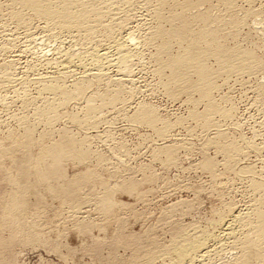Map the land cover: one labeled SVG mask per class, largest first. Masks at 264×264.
Masks as SVG:
<instances>
[{
  "label": "rangeland",
  "instance_id": "rangeland-1",
  "mask_svg": "<svg viewBox=\"0 0 264 264\" xmlns=\"http://www.w3.org/2000/svg\"><path fill=\"white\" fill-rule=\"evenodd\" d=\"M140 1L130 9L134 19L119 34L125 38L131 28L132 35L137 34L133 43L140 57L132 66L135 81L132 89L128 88L131 93L122 97V103L96 100L94 107L98 111L94 116H87L82 109L84 101L78 103L76 99L58 110L55 121L37 118L35 110L43 101L37 95L38 84L30 80L42 74L57 76L50 65L55 58L52 44L38 45L36 53L24 49L20 30L22 34L17 31L18 39L14 41L18 48L12 42L14 47L10 48V44L7 52L0 53V67L12 63L15 79L24 77L29 83L5 84L6 90L0 91V146L7 153L0 156V264H169L164 251L175 244L181 232L193 234L196 229L218 236V229L210 230L219 215L248 208L257 198L264 200V192H254L251 183L255 179L264 183V33L257 30L256 24L264 18V0H236L233 16L240 20L238 26L228 23V13L216 0H194L190 15L209 12L226 47L252 51L261 62V70L254 73L225 75L219 64L208 58L213 84L209 97L201 90H186L182 84L169 83V87L168 69H163V75L155 73L152 55L158 42L152 45L144 40L156 25L150 16L155 0ZM118 5L120 15L126 5ZM169 9L164 7V16H170ZM251 11L255 15L247 16ZM0 17L3 45L5 35L12 34L15 28L2 13ZM172 22L169 24L177 27L175 20ZM202 22L194 20V32L203 26ZM165 24L167 28L169 24ZM169 41L172 48L168 52L172 55L182 53L186 47L178 39ZM110 72L108 75H114ZM70 79L66 78L67 86L73 82ZM189 81L198 82L194 71ZM100 86L87 91L103 94L104 84ZM19 95L24 100L30 97L32 105H25ZM210 104L217 107V114L211 113ZM139 106L151 108L158 121L146 123L144 111H137ZM206 115L204 124L202 117ZM26 128L34 140L59 155L58 163L45 162L48 167L43 177H36L31 170L26 172L25 167L30 157H37L38 146L19 149L10 143V138H21ZM164 128L169 132L162 136ZM218 132L224 136L218 138ZM227 143L236 145L239 154L225 157L218 146ZM9 176L18 181L15 189L7 180ZM14 191L26 203L20 215L22 232L1 219L2 208ZM106 192L112 199L107 210L99 205ZM226 246L229 248L224 244L222 252H212L216 255L211 253L205 263L232 264L239 250ZM210 247L218 251L216 245Z\"/></svg>",
  "mask_w": 264,
  "mask_h": 264
},
{
  "label": "bare ground",
  "instance_id": "bare-ground-1",
  "mask_svg": "<svg viewBox=\"0 0 264 264\" xmlns=\"http://www.w3.org/2000/svg\"><path fill=\"white\" fill-rule=\"evenodd\" d=\"M3 1L4 2L1 3L0 0V13H2L6 19L14 24L13 27L15 29H13L14 32H12V34L8 35L7 37L4 34L5 40H3L2 38L4 43L3 45H1L0 43V53L5 51L7 52L13 46L11 43L14 41L16 42L19 35L17 34V31L20 32V30L23 31V40L21 43H23L24 41V46L22 44L24 49H30L29 51L35 52L38 49V45H49V43L54 47L53 49L55 52H52L54 53L55 58H52L53 62L50 63V65L55 71L54 75L57 76L48 74H42L39 76L38 74V78L36 77L35 79L30 80L31 83L38 84L37 86H39V88L37 87L36 89L38 93L37 95L42 98L43 101L42 102L40 99L43 104L35 110L37 118L46 119L49 123L55 121L58 117V110L66 106L71 100L76 99L78 100V103L80 100L84 101L83 103L85 105L82 109H85L84 111L87 116H94V114H96V112L98 111V109L94 107V103L96 102V100L100 101L101 103H113L117 101L120 102L124 95L131 93V90H128V88L129 86L133 85V81H135V79L133 78L134 74H132V69L134 67L132 68V66H135L134 63L138 61L137 56H139V51L137 52V46L136 48H134L135 44L133 43V41L135 40L134 36H136L137 34L132 35V28L130 29V31H127L128 33L126 34L125 38L122 37V35L124 34H122L121 36L119 34L121 30L125 29L126 26H129L128 24L130 23L131 18L134 19V16L129 15V12L137 0ZM144 1L147 2L148 0ZM196 1L198 3H207L210 0ZM216 2L219 5H222V7L228 13L229 20L227 21L230 25H240V20H237V18L233 16L236 0H216ZM152 3L149 2V4ZM118 4L126 5V9L124 7V10H122L123 12L120 15L117 7L119 6ZM153 4L156 6H153V10L150 9L151 11H153V16H150L153 18L151 21L155 20L156 25L154 24L155 27L153 29L152 27H150V29L152 30L144 40L146 44H154V42H158V47H155L156 50L152 48L155 50L154 55L151 54L153 56V61L156 63L155 66H157V69L154 71L158 75H163V69H168L170 71L168 84L170 83L173 86L175 84H179L180 86L185 85V87L187 88L186 90H201V93L205 97H209V93L213 89V84L211 81L212 72L207 66L206 62L210 57L213 58L221 67V74L226 75L232 72L237 73V75L242 73L251 74L253 71H258L259 68L261 70V62H259L260 60L254 55L252 51L242 50L237 47L228 48L220 41V38L216 31V27L212 25L214 21L211 19L209 12L203 14L196 13V17L193 14L190 15L194 10V0H155V3ZM166 6H170L169 11L167 10V13H170V16L167 17L164 16L163 13L165 11L164 7ZM177 10L179 12H177ZM144 11L145 10H143V12ZM246 15L253 16L255 15V13L251 11L247 12ZM189 16H192L193 19ZM189 18H191L192 20H190ZM174 20L176 22L175 24H177V27L175 25H173L175 27H172V25L169 24L174 23L172 22ZM176 20H179L180 25ZM194 20L197 22L199 20L204 22L203 26L196 32L193 31ZM35 23H38V26H36ZM165 23H168L169 28H171L168 29V26L167 28H165ZM8 24L10 23L8 22ZM256 24L259 25V28L257 30L261 33H264V18L262 20H259ZM250 25L251 24H249V26ZM147 26L149 28L150 25L147 24ZM147 26L143 27H146L147 29ZM36 29H38L39 31L35 32L37 31ZM141 32L144 33L143 31ZM36 34H38L39 37L36 36ZM171 39H178L180 41H183V43H186L185 48L183 47V45L181 46L184 48L182 53L172 55L171 51L168 52L170 48L169 40ZM136 42L139 41H135V43ZM10 44L11 46L9 48ZM176 44L179 45L177 41ZM15 47L18 48L17 45ZM63 48H65V50H63ZM49 53L51 52L49 51ZM47 63L49 64V61ZM12 69V63H7L0 67V91H3V89H5L9 85V83H26L28 81L24 77L19 78L18 76V79H15L12 74ZM110 71H113L114 75H108V72ZM193 71L198 80L196 84H193L192 82L190 83L189 81L190 72L192 73ZM66 78L73 79V82H71V84L68 83L69 86L66 85ZM5 84L8 85L6 87H3V85ZM103 84V88L105 87V90L100 89L102 88L101 86ZM92 86H97V89L100 86L99 90H101L102 93L103 91L105 92L103 94H98V91H96L98 93L94 91L95 93L93 92V94H90L92 90L90 89V93L87 90L89 89V87L92 88ZM130 88L132 89V86ZM260 89L262 90V88ZM22 90L20 93L22 94V96H24L26 90L24 89V93L22 92ZM168 90L171 92L170 88ZM27 94L29 95V93ZM131 95L129 96L131 97ZM22 96L21 98H23L22 100H24L25 98ZM29 98L23 101L25 105H28L32 101V99L30 98V100ZM122 102L123 101H121V103ZM24 104L23 106H25ZM30 105L32 104H29V106ZM209 106L211 113L217 114V112H219L214 104H210ZM137 111H144L143 117L145 118L143 119L148 124H154L158 121L157 116L154 115L151 108L149 109L144 108L143 106H139ZM207 116L208 115L202 117V121L204 122V124L208 119ZM70 118L73 121H77V119L74 117ZM223 118L228 119L224 115ZM22 123L23 125L26 124V122L23 120ZM93 124L94 123H91V125ZM167 132H169V130H166V128H164V130L161 131V135L165 136V133ZM216 136L218 138H222L224 135L221 132H218ZM10 143L11 145L19 149H27L33 148V146H38L39 151L36 155L37 157H30L28 160L29 163L25 166L26 172H29V170H31L36 177L44 176V170H47L48 167L45 162H48V160L52 163L59 162V155H57L56 152L51 151L48 147H43L41 141L39 142L38 140H34L32 132L29 128L25 129L21 138H10ZM218 149L227 158H232L234 155L239 154L238 147L232 143L221 144L218 146ZM6 154L7 153H5L0 146V156ZM7 180L11 184L12 188H16V185L18 184L16 178L9 176ZM251 183L254 192H257V194L258 192H264V183L261 180L256 181L255 179L252 180ZM107 193L108 192H106V195ZM9 196L10 199L2 208L1 219L6 225L13 226L15 229H17V231L21 230L22 232L20 215L23 213V211H25L26 203L16 191L11 192ZM99 201L101 209L107 210L108 207L112 205V199L109 194L107 196H104V198L100 199ZM254 201L255 202L253 203V205H250V207L248 208L244 207L245 209L236 211L231 210L232 212H228L230 213L229 215H219V218L216 219V221L211 220L212 230L210 231L213 232L214 228L218 229V236H216L215 234L214 236L211 232L209 233L208 231L198 232L196 231V229H194L195 231L192 230L194 232L193 234H183L181 232L182 234H179L175 244H173L170 249H164L166 250L164 251V253L166 252V254H163L168 256L170 260L169 264H206L205 262L209 260V257L213 254L212 252L218 253L224 251V244H228L230 249L239 250V255L237 256L235 254L236 257H233L234 259L231 261L232 264H264V200L263 198H257ZM186 232H188V230ZM210 244L216 245V247H218V251H212L210 249L212 248L210 247ZM229 248L227 247V249ZM163 254L161 255V257L163 256Z\"/></svg>",
  "mask_w": 264,
  "mask_h": 264
}]
</instances>
